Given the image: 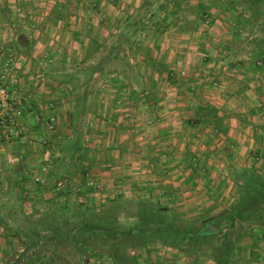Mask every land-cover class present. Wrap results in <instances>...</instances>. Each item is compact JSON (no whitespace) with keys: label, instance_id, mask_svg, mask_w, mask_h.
Masks as SVG:
<instances>
[{"label":"crops","instance_id":"crops-1","mask_svg":"<svg viewBox=\"0 0 264 264\" xmlns=\"http://www.w3.org/2000/svg\"><path fill=\"white\" fill-rule=\"evenodd\" d=\"M23 1L31 9L23 12ZM87 1L0 0V70L14 51L21 66L14 75L8 74L15 79L11 89L31 98L21 118L25 141L0 147V217L24 214L16 204L19 201L26 204L25 197L32 198L40 208L54 198V192L45 187L33 190L32 176L41 162L51 163L52 169L62 158L71 171L72 166L81 165L90 172L97 189L86 185L83 171L68 176L71 184L81 186L91 199L105 200L118 194L150 198L176 213L198 218L197 223L221 212L225 209L221 201L228 195L224 185L231 182L228 167L259 165L260 155L264 160V146L256 155L258 161H251L246 150L255 136L249 138L246 128L242 129L232 118H225L219 110L221 105H229L230 100L223 99L219 104L220 96L213 94L219 92L211 84L203 85L205 100H199L195 94H202L196 92L202 86L194 85L200 82L186 86L177 80L181 68H197L201 52H206V48L199 51L200 33L182 25H193L194 21L196 24V15L176 13L177 28L170 43L154 45L153 41L141 43L139 48H112L110 58L105 56V45L118 32L129 37L138 31L152 39L149 33L154 28L155 40L165 29L162 24L175 13L164 14L159 24L158 18L153 20L154 16L135 17L137 8L145 6L148 0H116L109 7L101 2L102 22L87 28V24L79 23L81 19L90 22ZM190 37H197L193 47L187 45ZM181 40H186L185 45ZM169 44L173 47L170 51ZM208 45L207 55L213 48ZM250 68H254L252 64ZM169 69H175L171 77ZM259 74L262 77L248 78L245 92L235 96L242 101L254 100L260 89L264 90V72L259 71L256 76ZM137 82L144 85L140 92L135 90ZM231 82L232 79L227 83ZM208 104L214 105L218 115L224 117L219 129L195 119L197 107ZM51 115L57 118L56 134L49 132L44 123ZM75 128L82 138L71 154L61 150L53 153L45 147L48 142L59 140V132L68 133ZM232 142L237 145L238 154L232 149ZM255 147L259 149L256 141ZM85 192L78 195L80 200H85L88 195ZM15 224L19 232L12 239L1 232L8 225L0 222V260L13 254L16 264H24L29 240L20 231L23 226L16 221ZM30 258L31 262H37Z\"/></svg>","mask_w":264,"mask_h":264},{"label":"rangeland","instance_id":"rangeland-1","mask_svg":"<svg viewBox=\"0 0 264 264\" xmlns=\"http://www.w3.org/2000/svg\"><path fill=\"white\" fill-rule=\"evenodd\" d=\"M115 1L116 0H88L86 14L87 19L90 20V22L81 19L79 20V23L82 25L87 24V28L95 27L96 22H98V24L99 22H102L100 20L101 15L99 14V11L103 6L100 5L101 2H104V6L109 7L114 6L115 4L113 5V3H115ZM26 2L23 3V12H25L28 8L31 9L30 5H26ZM137 9L138 10L136 14L138 15L135 16L136 18L140 17V15V18H142V16H154L153 20H156L158 18L156 23L159 24V20H161L160 17L164 16V14L175 13V15L171 17L170 21L162 24L165 29L159 33V36L156 37L155 40L153 39L154 35H152L153 33H155L154 28H151L149 33V35L152 36V39L150 37L146 38L140 35L141 33L139 34L138 31H135V34H132L129 37H125L124 35L121 36V32H118V34L114 37H111L108 40V43L105 45V56H109L111 58V56L113 55V49L115 48H120L121 50H123L125 47L133 46L139 48L142 44H145L147 42L152 43L153 41L154 45L168 44L173 38L174 29L177 28V26L175 25V17L177 15L176 13L184 11V13L188 12L189 14L196 15V24H194L195 21L193 22L194 26L185 24L182 25H184L185 29L187 28V30L194 28L195 32L200 33V35H198L201 39L199 51L202 48H206V52H201L202 58L200 57L201 59L200 62L198 61L199 65L197 66V68H181V70H179V77L177 80L180 81V84L186 86H189L187 85L188 83H192L193 85V81L200 82L198 85H194L196 87L202 86L201 90L196 91L202 94H195V97H200L199 100H205L203 94V85L209 84H211L212 88L215 89L216 92H219L213 93L220 96L219 104L223 102V99H225L226 101L230 100L229 105L223 104L221 105L219 110H221L225 114V118H232L235 122L240 124L242 129L245 130L246 128L248 132H243H247L246 135L249 138H254L255 136L256 139L254 138V142H251L250 144L248 143V148L246 151L249 155V159L251 157V161L257 162L258 157L256 155L260 153L261 146H264V90L260 89L261 93L259 92V94L255 95L254 100L248 99L242 101V99H239L235 95L243 94L245 92L246 82L248 81V78L262 77L261 74L257 76L256 74L259 73V71L264 72V0H148L147 3H145V6L139 7ZM82 18L85 17L82 16ZM147 26H149V24H147ZM160 26L157 28V30L160 28ZM123 32L127 33L126 31ZM189 41L191 42H188L187 45L191 44L192 47L195 46L196 42H198L197 37H193V39L192 37H190ZM207 42L211 45V47L215 49V51H213L212 48L210 54L208 55L207 47L209 45ZM180 43L185 45L186 40H181ZM170 49H173V47L169 44L167 50L170 51ZM11 53L13 56H15V62L18 66L16 68L18 70L19 66H21V59L17 56V54H15L14 51H12ZM213 62L214 65L211 64ZM209 63L211 65H208ZM244 64L247 66L244 67ZM250 64H252L254 68L259 67V69H251ZM180 71L182 72L180 73ZM168 74L169 77L173 76L175 74V69H169ZM230 79H232L233 82L227 83L228 81H230ZM238 80L240 82H238ZM143 86V82H137L135 85V90L140 92L143 89ZM171 87L175 88L174 86ZM168 88H170V85H168ZM189 88L190 87H188V89ZM209 88L210 87L208 86V89ZM153 89L156 91V88L153 87ZM206 93L210 95V93ZM15 94L19 95V93ZM19 96L25 97L27 103L29 104L31 99L29 94H20ZM211 106L216 108L214 105ZM220 118L223 121L224 117ZM234 121L233 128L235 126ZM149 122H147V124ZM44 123L46 126V118ZM254 127L256 128L254 129ZM55 129L56 131L53 133L56 134L58 133L57 118ZM252 129L254 133L251 131ZM78 131L79 129L75 128L72 132H59L61 136L59 140L57 142H54L53 144H50L48 142L45 147L52 149L53 153L61 150L67 155L71 154L74 146L77 145L82 138ZM255 141L259 145V149H256ZM230 144L232 145V149H235L234 152L238 154L239 149L237 148V145H235L234 142ZM5 145H3V147ZM260 156V159H262L261 162L263 163L264 160L262 158V155ZM247 162L248 165L251 164L249 160H247ZM261 162L259 164L260 166L257 165L255 167H228L231 169L229 170V180L231 182L225 183L224 188L225 191L228 192V195L225 196L221 201V204L223 205V207H225V209L207 219V222H210L212 219L220 220L221 231L218 233V235L206 239L205 242L199 240L201 241V244H198V251H193L195 246H197V243L195 242L198 241H195V239L192 238H186L182 242L177 243L174 246H167L159 241H154L144 246L142 245L141 240L134 237L131 238L132 246L127 245L126 248H124L125 252L129 255L138 256V264H154L159 259L156 251H158L159 248L162 247H171L172 250H177L187 257L186 264H217L215 255L213 254V250H211L210 247L211 244L215 247H220L224 241H227L229 239V237L233 238L239 230H248V228L250 227L257 232L259 231L261 233H264V224L261 225L259 223H256L255 221H243L242 223H239V225H236V228L233 229L232 233H229L232 229L227 228L229 225V221L224 217L226 214L225 210L233 206L237 198L241 194L238 184L244 183V186L246 185L245 183L248 184L250 180V172L248 171H254L255 174L264 176V165H262ZM49 166V177L51 182L54 179H58L63 176L67 177L71 181L68 175L72 177L75 176L76 173L78 175V173H81L82 171L83 177L85 179L87 178V175L92 179L87 168L84 169L81 165H75L72 166L74 167V169H72L71 171L69 166L66 165V161L63 158L62 161H57V163H54V167L52 169L51 163L49 164ZM75 168L76 171L73 172ZM51 182L45 187L47 189H50L49 191L52 190ZM31 186L32 188H35L33 190H36L37 187H42L36 184L35 186ZM77 186L79 185H72L70 187V191H66L57 197L56 194H54V198L46 201L42 208H40L36 202L32 201V198L25 197L24 200L27 201L26 204H23L22 201H19L16 204L17 208H22L24 214L19 212V215L17 214L14 218L13 216L11 217L6 214L5 216L0 217V222L4 225H8L7 228L3 229L1 232H3V234L5 235L10 236L12 239L15 236V233L19 232V229H15L16 227H18L17 224H15V221L19 222L21 226H23L24 230L20 231H22L25 237L29 240L27 245V247L29 248V253L26 257H24V264L28 262V256L29 258L33 257L35 260H37V262H32V264H112L111 259L107 255H103L104 257H100L99 261H97V259H95L97 256L94 257L90 249L81 252V249L83 248H81L78 242L71 237L72 233L67 232L69 230L76 231L78 229V227L76 229L73 227L74 224H79L83 220L91 221L90 216L84 219L76 216L75 211L79 209V207L84 206L92 209H100L103 204L109 203L116 196L122 195L124 197L122 205L118 210H113L109 213V223H106V226H110V228L113 230L118 228H125L126 225L135 220L133 217H131V215H133L137 211V208L132 202H137L139 199L141 200L146 198H140L136 196L129 197L124 196L123 194H118L113 198H106L105 200H94L89 197V193L82 191L81 186H79L80 190L75 191L74 187ZM81 192H85L84 194H88L87 196H85L84 201L80 200L78 196L82 194ZM150 200L155 204L159 202L158 200ZM63 202H66L68 204L66 205V208L60 210L54 209L56 208V204ZM254 202L256 203V205L254 206L255 203H253L252 205L251 202H249V206H245L246 210L257 208L256 206L260 207V212L262 213L261 218L264 220V212H262L264 211V200L257 199ZM220 215H222V218L219 217ZM165 220L169 225L178 228L179 230L187 229L189 225L192 227H197L202 224V222L197 223V220H199L198 218H195L193 216H184L172 210L167 213ZM79 231L80 230H78L76 234L79 235ZM55 234H60V237L63 239L59 247L55 246L57 243H59L56 241V239H54L57 238ZM86 234L89 233L82 232V238L78 239V241H84L85 238H87ZM225 234L229 237L226 238ZM93 238H97V235H92L91 237H89V239ZM117 240L119 239H116V242ZM252 242L253 238H251L250 236H246V238L240 242V245L243 248V251H241L242 255L237 252L238 256L230 259L232 264H264V237L259 238L256 249L261 258H258L254 261L249 259V262H246L248 261L246 259L249 256L248 246ZM106 248L107 247H103L102 249L107 250ZM182 251H184L186 254ZM11 255L6 259L2 258L0 260V264H16L13 254ZM11 257L12 259L10 260ZM152 260L154 263L152 262Z\"/></svg>","mask_w":264,"mask_h":264},{"label":"trees","instance_id":"trees-1","mask_svg":"<svg viewBox=\"0 0 264 264\" xmlns=\"http://www.w3.org/2000/svg\"><path fill=\"white\" fill-rule=\"evenodd\" d=\"M196 118L199 121H205L211 123L217 129L221 126L222 119L218 115V111L211 105L207 106H198L195 112ZM250 180L244 186V183L238 184L240 187L241 194L237 198L233 206L226 209L225 218L229 221L228 229L236 228V225L242 223L243 221H255L259 224H264V220L261 218L262 213L260 212L261 208L247 209L245 206H249V202L253 205L255 200L262 199L264 200V176L255 174L254 171H248ZM124 197L122 195L116 196L109 203L103 204L100 209H92L87 206L79 207L75 211V215L81 218L91 217V221L83 220L79 224H74L73 227L78 229L76 231L69 230L68 233H72L71 237L75 239L78 244L81 246V252H84L87 249H90L92 255L96 257L99 261L100 257L107 255L111 259L112 264H138V256L129 255L125 252L127 245L132 246L131 238H138L141 240L142 245L146 246L149 243L154 241H159L167 246H174L177 243L182 242L186 238L195 239L197 246L193 251H198V244H201V241H206V239L218 235L221 231L220 220L212 219L210 222H207V219L202 220V224L197 227L188 226L187 229H178L168 224L165 220L167 213L170 211L169 208L165 205L157 202L153 203L150 199H139L137 202H132L135 204L137 211L131 215L135 220L125 228L111 229L110 226L107 227L106 223L108 221V215L113 210H118L122 205ZM58 205V206H57ZM68 205L66 202L56 204L55 210H60L66 208ZM256 203L254 204V206ZM264 212V211H262ZM50 215V214H49ZM222 218V215L219 216ZM219 218V219H220ZM68 219V218H67ZM96 221V222H95ZM111 229V230H110ZM79 231V235L76 234ZM82 232H86L87 238L83 241H78L82 238ZM57 238V243L55 246L59 247L63 239L60 237V234H55ZM92 235H97V238L89 239ZM226 238L229 236L226 235ZM250 236L253 238V242L248 246L249 256L246 262H249V259L256 260L261 258L257 252V245L259 238L264 237V233L257 232L253 228H248V230H239L236 235L227 241H224L220 247H215L212 244L210 245L213 254L215 255V260L217 264H232L231 260L233 257H237L238 253L242 255L241 251V241ZM53 239V238H52ZM116 239L117 240L116 242ZM198 239V240H197ZM89 243V244H88ZM103 247H107V250H103ZM185 253L184 251H182ZM186 254V253H185ZM38 259V258H36ZM32 258H29L27 264H31ZM246 264V263H245Z\"/></svg>","mask_w":264,"mask_h":264},{"label":"built area","instance_id":"built-area-1","mask_svg":"<svg viewBox=\"0 0 264 264\" xmlns=\"http://www.w3.org/2000/svg\"><path fill=\"white\" fill-rule=\"evenodd\" d=\"M16 67L15 56L10 53L4 61L3 69L0 70V147L13 141L24 142L26 139V130L21 124L20 119L28 107V103L25 97L19 96L11 90L15 79L8 75H14L17 71ZM46 127L51 133L56 131V117L54 115L46 118ZM49 167V162H41L38 172L32 176V182L42 187L50 184ZM51 184L52 190L56 195L70 191V187L72 186L71 181L65 176L54 179ZM86 185L95 189L98 188L96 182L88 177V175ZM74 188L75 191L80 190L79 186ZM156 254L159 256L158 261H156L157 263L155 262L156 264L187 263V257L177 250H172L171 247H162Z\"/></svg>","mask_w":264,"mask_h":264}]
</instances>
